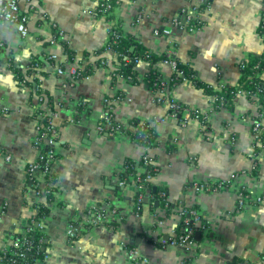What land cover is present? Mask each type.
Instances as JSON below:
<instances>
[{"label": "crops", "instance_id": "crops-1", "mask_svg": "<svg viewBox=\"0 0 264 264\" xmlns=\"http://www.w3.org/2000/svg\"><path fill=\"white\" fill-rule=\"evenodd\" d=\"M0 1L17 3L28 31L21 37L15 25L0 20V248L28 225L33 203L46 204L44 195H34L26 172L39 155L34 140L41 111L54 114L51 173L57 191L38 227L45 244L43 264H131L130 247L147 264H264V203L256 202L264 199V160L262 153L253 154L250 132L255 99L241 92L231 107H217L214 96L183 80L158 102L146 85L147 62L136 65L134 84L114 77L117 55L104 50L110 23L95 16L96 0ZM188 2L205 7L203 26L192 33L169 23ZM113 15L123 32L150 52L167 57L173 51L170 58L214 89L237 86L239 64L263 52L258 27L264 0H121ZM54 29L63 35L51 43ZM155 29H167L169 35L156 36ZM170 58L155 65L164 81L175 73ZM97 61L102 65L91 76L72 81L74 70ZM18 73L28 84L17 79ZM116 92L122 96L113 105L114 120L123 126L130 120L148 123L155 132L148 152L156 173L149 181L163 190L168 214L166 206L151 208L147 196L149 203L136 209L133 178L125 185L120 181L125 160L139 162L145 147L128 135L97 130L104 99H114ZM171 101L199 109L207 116L205 124L189 120L183 127L167 119ZM136 170L147 173L143 166ZM216 183L223 186L211 190ZM240 192L247 201L238 199ZM194 206L204 227L200 241L186 250L171 240L180 212ZM91 207L115 214L91 225Z\"/></svg>", "mask_w": 264, "mask_h": 264}, {"label": "trees", "instance_id": "trees-1", "mask_svg": "<svg viewBox=\"0 0 264 264\" xmlns=\"http://www.w3.org/2000/svg\"><path fill=\"white\" fill-rule=\"evenodd\" d=\"M116 0L110 1V8L104 9L102 6H98L96 9H94V14L97 17H105L106 20L110 23L109 31H108V40L107 44L104 48L109 49L113 51L117 55V59L119 62L118 68L114 73V77H120L126 80L128 83H136V65L140 61L147 62L149 65V71L146 75V85L151 89L153 83L158 82L160 79V75L158 72L157 67L155 66L156 63L159 61H163L168 59L165 54L157 56L150 52L145 46H143L137 39L134 38L133 35L123 32V30L120 27V22L116 21L113 12L115 9L118 8L121 0L118 1V4L115 5ZM264 19V15L261 18ZM264 32V27L261 28L259 25L258 27V34H262ZM103 50V51H104ZM66 54L68 55V59H71L72 53L65 48ZM172 59V58H170ZM176 64V72H180L181 75L176 74V72L171 76L169 81V90L177 85L178 83L182 82L183 80H189L191 81L195 87L201 89L203 93L214 96L215 98V104L217 107H221L222 105H227L228 107H231L234 103V100L236 98V94L238 92H243L247 98L257 97L258 104L260 107H258V112H263L264 114V78L262 75L264 74V47L263 52L259 56H248L247 59L239 64V81L237 86H227V85H221L217 89H214L211 85H208L204 82H202L197 73L190 68L189 66L183 65L180 63L177 59H172ZM102 63L97 61L94 65H86L82 70L77 71V80L81 81L86 77H89L93 74L94 69L101 66ZM32 70L31 67H29L28 71ZM17 79L19 81H24L25 84H28L25 77L21 76L18 73ZM40 92V91H39ZM122 94L119 92H116L114 98L121 97ZM43 113V112H38ZM44 114V113H43ZM37 115V114H36ZM47 115L44 114L43 123L44 126L42 127V131L46 132V120ZM254 121H259V117H255ZM204 123V122H203ZM121 132L122 134L128 135L133 141H135L137 144L141 146H151L154 143V137L155 132L153 128L148 123H139L136 120H130L128 125L121 126ZM48 135V133H46ZM261 145L260 146H254V155L263 154V160H264V133L261 134ZM56 145V142H55ZM55 145L53 149L55 150ZM41 154H43V149ZM56 158V154L54 156V159ZM39 165V172L38 175H34L31 180V183L38 185L37 190L41 189L39 186H42L44 193V197L46 198V204L44 203H33V207L35 209V214L29 221L28 225L25 227V229L20 233H15L13 235V238L19 240L20 242H23V245L21 248L16 249L13 247H10L6 253V259H14L16 263L18 264H33L34 261L41 262L44 259V251L42 249L45 247L44 244V237L43 234L40 233L39 228H34L33 225L35 223H39L43 218L48 216L49 214V207L47 204H50L55 200V194H56V176L54 173H51L49 175H41L40 172L43 171L44 167L47 164V160H36ZM53 163V162H52ZM51 163V164H52ZM50 164V167H51ZM142 166L143 160L141 159L139 162H134L132 160L126 159L123 165V171L120 174V181L122 182V185L130 183V178L133 181L134 179H140L139 181L133 182L134 186H142V191H137L136 200L138 199L139 194L147 195L148 198L152 201V203L157 202L158 206H166V214L170 211V204L166 202L165 198H159V194L163 192V190L159 189L158 187H155L149 180H145L147 175L153 176L156 173L155 166H149L147 167V173L142 174L138 173L136 170V166ZM27 179H29L27 177ZM155 187V192H152V189ZM244 193V192H243ZM36 196H40L36 195ZM142 204L136 203V209H141ZM151 208H155L154 204H150ZM186 212V215L184 217H188V212L190 211H196L199 213V208L194 206L192 208H185L183 209ZM100 212L99 210H97ZM140 211V210H139ZM138 211V212H139ZM183 217V218H184ZM199 219L200 223L198 226L193 227L191 223L188 224L193 228L194 233L196 234L199 232L200 234L203 231L204 222L202 221V216L199 213ZM186 226L182 219L176 227V235L179 236L182 234L183 227ZM194 234V236H195ZM147 242H151L150 239L147 240ZM154 244H159L154 241ZM131 250V247L129 248ZM143 259L138 257L136 258V264H138ZM236 264V262H234Z\"/></svg>", "mask_w": 264, "mask_h": 264}, {"label": "built area", "instance_id": "built-area-1", "mask_svg": "<svg viewBox=\"0 0 264 264\" xmlns=\"http://www.w3.org/2000/svg\"><path fill=\"white\" fill-rule=\"evenodd\" d=\"M110 1L111 0H96V6L95 9L100 5L102 7H104V9H108L110 8ZM119 0L115 1V5L118 4ZM204 5L202 4H194L191 2H188L187 6L183 9H181L179 11V13L173 17L170 20V26L178 28V29H182L183 31H187V32H194L198 29H200L203 26V20H202V13L204 11ZM0 20H3L5 22L11 23L13 25H15L17 32L19 33V35L21 37H26L28 35V31L26 28V22H27V17L26 15H24L22 12H20L19 7L17 5L16 2H9V3H3L0 1ZM259 25L261 26V28L264 27V19L260 20ZM63 35V32L59 29H54V39L52 40L51 43H55V41H58V39H61ZM154 35L156 36H167L169 35V30L167 29H155L154 30ZM262 43H263V47H264V32H262V34L259 35ZM174 54L173 51H169L167 58H170V56H172ZM56 57L54 55H50L48 57V59L54 60ZM34 70H38L39 65L38 63H34L32 65ZM174 70L176 72V64L174 62ZM56 73L57 74H62V70L60 68L56 69ZM177 76L181 75L180 72H176ZM72 81H78L77 80V70H74L73 72V76H72ZM169 81H171L170 79L168 81H164L162 79H159L158 82L153 83L151 90L154 93V99L158 102L162 101V99H164L167 94L168 91L171 86H169ZM241 93V92H238ZM253 99H255L256 101V105H257V109L259 106L258 104V99L257 97H252ZM119 100H121V97H117L114 99H104V112L101 115V118L99 120L98 126H97V130L100 133L106 134L108 136H114L116 134H122L121 132V126L118 124L113 117V105L115 103H117ZM4 114V112L2 110H0V115ZM54 114L51 115H47V119L46 121V132L42 131V127L44 126L43 123V118H44V114L40 113L38 115L39 117V123L36 127V137L34 140V147L36 149H38L39 151V155H38V160H47V164L44 167L43 171L40 172L41 175H49L51 172V167L50 164L54 161V156H55V150L53 149L54 145H55V137H56V129L53 127L52 125V118H53ZM256 117H259V121H254L253 125L251 127V135H252V139L254 142V146H260L261 145V134L264 133V114L263 112H258L256 114ZM167 119L175 121L177 123H179L181 126L185 127L186 123L189 120H197L199 122H201L202 124H205L203 122L206 121L207 116L202 114L200 112L199 109L196 108H191L188 107L186 105H182L176 101H171L169 103V112L167 114ZM46 133H48V135H46ZM146 149V153L143 155L142 160H143V167H149L153 165V158L149 155V149L151 148V146L147 145L144 146ZM43 149V154H41ZM39 170V165L38 162H32L28 165L26 172H27V177L31 180L32 177L38 173ZM150 176L147 175L145 180H150ZM140 179H134V182L139 181ZM34 195H44V191L42 189V186H39L41 189L37 190L38 185L34 184ZM222 183H216L213 184L210 188L211 190H217L218 188L222 187ZM137 191H142V186H135ZM147 195L144 194H139L138 195V199L136 201L137 205L138 204H142L144 198ZM159 198H163L164 197V193H160ZM238 199L240 201H247L248 200V196L247 194L240 192ZM257 203H264V199H257L256 200ZM1 214V213H0ZM115 212L112 211L110 213H106L104 211H100L98 212L96 207H91L87 210V222L91 225H98L101 224L103 222H105L110 216L114 215ZM186 215V212L184 210H182L180 212V218L182 219L183 223L186 225L183 227L182 234L177 236L175 235L171 242L173 244H176L186 250L191 249L195 244V236H194V231L193 228L188 224H192L194 225L193 227H196L199 225L200 223V217H199V213H197L196 211H190L188 212V217H184ZM184 217V218H183ZM119 218H116V220ZM74 234V229L72 226H70V228L68 229V236L71 237ZM23 245V242H20L19 240L12 238L11 242L9 245L3 246L2 248H0V264H18L15 262L14 259L10 258L7 259V262L5 261L6 259V253L8 251V249L10 247L19 249L21 248ZM129 256L131 257V264H136V258H138V256H136V253L134 251V249H131L129 252ZM42 260L41 262L38 261H34L33 264H43ZM138 264H147L144 260L140 261Z\"/></svg>", "mask_w": 264, "mask_h": 264}, {"label": "water", "instance_id": "water-1", "mask_svg": "<svg viewBox=\"0 0 264 264\" xmlns=\"http://www.w3.org/2000/svg\"><path fill=\"white\" fill-rule=\"evenodd\" d=\"M152 192H155V188L152 189ZM143 202H144V203H149V200H148L147 198H145ZM157 205H158L157 202H154V206L157 207ZM39 226H40L39 223H35V224L33 225L34 228H38ZM200 238H201V234H200L199 232H197V233L195 234V241H196V242H199V241H200ZM42 251H44V248L42 249Z\"/></svg>", "mask_w": 264, "mask_h": 264}]
</instances>
